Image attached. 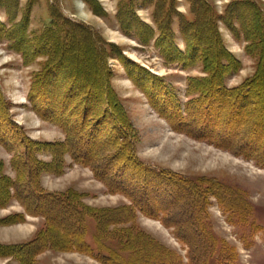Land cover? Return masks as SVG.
<instances>
[{
  "label": "trees",
  "instance_id": "1",
  "mask_svg": "<svg viewBox=\"0 0 264 264\" xmlns=\"http://www.w3.org/2000/svg\"><path fill=\"white\" fill-rule=\"evenodd\" d=\"M86 1L96 7L94 0ZM191 3L193 19H180L185 49L175 42L172 11L161 14L159 9L154 16L160 33L155 44L162 58L184 68L201 66L205 73L189 79L187 92L195 98L183 109L163 77L125 61L117 46L90 27L54 14L45 30L30 33L28 16L17 22L15 13L10 14L19 3L0 0V10H6L9 23L0 20V40L22 56L25 66L44 58L32 77L29 106L39 118L65 134L61 141L32 139L15 122L13 103L0 85V145L11 154L10 165L15 172V177L8 175L0 160V207L17 200L26 214L45 221L27 242L0 243V257L36 264L40 254L54 250L82 253L103 264H181L176 253L140 228L139 214L155 219L162 216L167 227L175 228L177 238L195 245L194 252L203 248V256H210L214 251L217 240L206 222L210 197L220 200L223 193H241L214 178L194 180L141 162L135 151L136 130L111 85L114 74L108 61L119 56L130 79L152 107L169 120L171 115L175 117L176 125L171 120L175 127L263 165V5L257 0H232L220 14L209 0ZM131 5L121 8L118 20L124 31L134 32L142 44H149L155 32L137 18ZM219 21L245 42V52L255 62L254 73L238 86L226 85L225 80L238 73L242 63L226 47ZM81 63H87L88 68L75 70ZM258 109L263 113L259 114ZM43 154L51 160L41 158ZM67 156L76 164L90 167L112 191L128 196L130 203L97 209L83 203L84 194L73 188L46 190L41 177L63 174ZM178 206L181 214H189L190 221L178 222L181 214L174 213ZM56 214L65 217L66 226L64 219L55 218ZM24 221L25 214L16 213L1 219L0 225Z\"/></svg>",
  "mask_w": 264,
  "mask_h": 264
},
{
  "label": "rangeland",
  "instance_id": "2",
  "mask_svg": "<svg viewBox=\"0 0 264 264\" xmlns=\"http://www.w3.org/2000/svg\"><path fill=\"white\" fill-rule=\"evenodd\" d=\"M94 1L96 7L86 0H16L19 4L10 14L15 13L17 22L28 16L30 33H41L45 30L50 26L54 14L90 27L107 42L117 46L125 61L135 63L155 76L163 77L171 85L184 109V105L195 98V95L187 92L189 79L202 77L205 73L201 66L184 68L179 63L168 62L162 58L155 44L160 33L154 16L159 9H162L159 11L161 14L163 11H172V29L177 38L175 42L185 49V43L180 36V19H193L191 0ZM209 1L222 14L232 0ZM257 1L262 3L264 9V0ZM128 3L132 4L137 18L153 28L155 37L149 44H142L134 32L127 33L122 28L118 14ZM0 20L9 25L5 9L0 10ZM219 29L226 47L242 63V69L225 80L228 87L238 86L254 73L255 62L246 54L245 42L234 36L223 21H219ZM43 59L25 66L22 56L11 50L5 41L0 40V85L6 98L13 103L12 114L15 122L22 125L32 139L43 142L61 141L65 139L62 130L39 118L29 106L28 94L32 77L40 70ZM108 61L114 74L111 85L136 130L138 142L135 151L141 162L155 170H169L194 180L214 178L241 193L238 196L223 193L220 200H224V203L217 197H210L206 222L213 239L217 240L210 256H203V248L194 252L195 245L190 246L177 238L175 228L167 227L162 216L155 219L139 214L137 223L140 228L176 253L181 258V264H264V164L178 129L174 126L176 119L173 115L170 118L174 125L169 118L152 107L130 79L119 56L114 55ZM83 68H88V64H78L74 69ZM41 158L51 160L47 154H43ZM10 159L11 154L0 145V160L5 163V172L15 177ZM41 183L50 192L73 188L84 194L82 201L91 208H112L130 203L128 196L112 191L104 180L96 177L90 167L76 164L69 156L66 157L63 174H44ZM175 209V214H181L180 206ZM16 213H24L25 221L12 225L1 223L0 243L27 242L45 225L42 217L26 214L17 200H12L5 208L0 207V220ZM55 218L64 219L65 226L67 225L65 217L56 214ZM190 220L188 213H182L178 217L180 223ZM0 264L20 263L12 258L0 257ZM36 264L103 263L78 252L46 250L37 257Z\"/></svg>",
  "mask_w": 264,
  "mask_h": 264
},
{
  "label": "crops",
  "instance_id": "3",
  "mask_svg": "<svg viewBox=\"0 0 264 264\" xmlns=\"http://www.w3.org/2000/svg\"><path fill=\"white\" fill-rule=\"evenodd\" d=\"M6 155L8 156V154L6 153Z\"/></svg>",
  "mask_w": 264,
  "mask_h": 264
},
{
  "label": "bare ground",
  "instance_id": "4",
  "mask_svg": "<svg viewBox=\"0 0 264 264\" xmlns=\"http://www.w3.org/2000/svg\"><path fill=\"white\" fill-rule=\"evenodd\" d=\"M81 2V1H80ZM82 4V3H81Z\"/></svg>",
  "mask_w": 264,
  "mask_h": 264
}]
</instances>
